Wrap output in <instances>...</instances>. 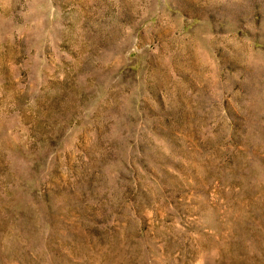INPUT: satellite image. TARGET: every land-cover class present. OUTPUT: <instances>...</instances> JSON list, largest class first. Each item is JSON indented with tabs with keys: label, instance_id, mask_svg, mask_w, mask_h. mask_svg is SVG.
<instances>
[{
	"label": "rangeland",
	"instance_id": "obj_1",
	"mask_svg": "<svg viewBox=\"0 0 264 264\" xmlns=\"http://www.w3.org/2000/svg\"><path fill=\"white\" fill-rule=\"evenodd\" d=\"M0 264H264V0H0Z\"/></svg>",
	"mask_w": 264,
	"mask_h": 264
}]
</instances>
